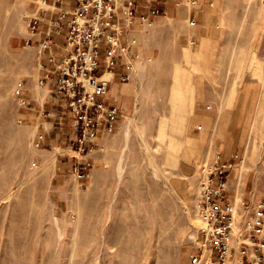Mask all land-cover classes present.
Here are the masks:
<instances>
[{
  "label": "rangeland",
  "instance_id": "obj_1",
  "mask_svg": "<svg viewBox=\"0 0 264 264\" xmlns=\"http://www.w3.org/2000/svg\"><path fill=\"white\" fill-rule=\"evenodd\" d=\"M211 2L208 24L148 32L121 80L124 116L78 181L75 117L68 102L49 104L28 41L42 0H0V264H214L201 246L199 166L227 159L231 199L264 201V0Z\"/></svg>",
  "mask_w": 264,
  "mask_h": 264
},
{
  "label": "built area",
  "instance_id": "obj_2",
  "mask_svg": "<svg viewBox=\"0 0 264 264\" xmlns=\"http://www.w3.org/2000/svg\"><path fill=\"white\" fill-rule=\"evenodd\" d=\"M71 1L54 0L63 4L54 25L60 27L65 23L66 47L70 51L59 62L53 55L50 61L59 72L56 88L68 98L75 117L74 138L69 148L76 153L72 170L80 181L89 175L91 163L84 156L93 150L94 140L112 134L118 120L124 116V110L105 103L112 72L118 67L120 57L129 58L131 61L125 63V72L120 75V80H128L134 68L132 60L140 58V52L133 47L134 41L121 43L123 26L113 20V16L120 12V6L125 21L131 22L134 0H76L75 8L69 6ZM48 2L42 0V4ZM41 11L44 12V8L41 7ZM157 14L159 10H151L143 19ZM39 21L38 16L30 19L32 31L37 30ZM190 24L194 25L196 21L192 19ZM54 35L52 26L45 31L43 49L51 48ZM104 43L107 46L105 55L102 54ZM102 67L100 75L97 72ZM44 81L41 79L42 85ZM19 86L17 93L24 89L22 82ZM21 103L23 106L27 104L24 94ZM232 168V162L218 158L199 166L197 210L205 223L201 229V246L210 251L212 262L216 259L214 264H228L237 254L248 255L250 251L257 254L255 263L263 264L264 201L254 203L248 199L239 202L237 198L231 199L227 186ZM202 256H195L193 263H200Z\"/></svg>",
  "mask_w": 264,
  "mask_h": 264
},
{
  "label": "crops",
  "instance_id": "obj_3",
  "mask_svg": "<svg viewBox=\"0 0 264 264\" xmlns=\"http://www.w3.org/2000/svg\"><path fill=\"white\" fill-rule=\"evenodd\" d=\"M213 0H134L133 3V15L131 22L125 21L126 17L121 12V7L118 6L119 13L113 16V20H118L123 26V33L121 35V43H132L133 47L138 49L141 56V51L143 47V42L146 39V35L154 27L162 24L168 23L172 24L175 20L180 19L186 21L187 19H194L199 23L208 24L209 17H212L213 10ZM54 3V4H53ZM63 4L55 3L54 0H49L48 3L42 4L41 7L44 8V12L40 11L38 17L40 18L39 26L37 30L29 32V39H32V43L36 44L40 50L41 65L43 68V77L46 83L51 86V91L55 94L50 100L49 104H52L55 109L58 106H63V102H69L65 94L58 91L56 88V82L59 77V72L53 62L50 61V56L53 55L56 61L59 62L64 55H68L70 49L66 47L67 39L66 32L67 28L65 23H62L60 27L54 25V21L59 16V7ZM71 8L77 6V1L72 0L69 5ZM159 10V14L151 15L148 19H143V16L147 15L151 10ZM54 29V39L51 48L43 49L42 43L45 39V31L49 27ZM60 29V30H59ZM203 34V35H200ZM189 42H195L196 40L205 39V34L200 31L197 37H187ZM106 45L104 43L102 47V54L105 55ZM131 61L129 58L124 56L119 58L118 67L114 72H112V77L108 83V92L105 97V103L110 106H116L117 108L124 110L129 104V94L128 91L130 87L120 80V75L125 72V63ZM135 64L137 60H132ZM98 74L103 73V67L98 70ZM27 99V97H25ZM30 104V103H29ZM60 108H58L59 110ZM30 115V112H27ZM57 114V113H56ZM41 116V114H39ZM31 116V115H30ZM195 128L200 130L202 133L207 130V125L205 122L198 123ZM227 136V135H226ZM103 137L99 136L94 140L93 147L97 146L100 139ZM69 151H73L69 148ZM94 149V148H93ZM93 151V150H92ZM74 155L76 153L74 152ZM72 155V156H74ZM222 161H227L223 159ZM72 166V165H71ZM228 194V193H227ZM232 195V193H230ZM257 254L250 251L248 255H239L233 259L235 264H257L256 261ZM262 264V263H261Z\"/></svg>",
  "mask_w": 264,
  "mask_h": 264
},
{
  "label": "bare ground",
  "instance_id": "obj_4",
  "mask_svg": "<svg viewBox=\"0 0 264 264\" xmlns=\"http://www.w3.org/2000/svg\"><path fill=\"white\" fill-rule=\"evenodd\" d=\"M108 76H106V78H107Z\"/></svg>",
  "mask_w": 264,
  "mask_h": 264
}]
</instances>
